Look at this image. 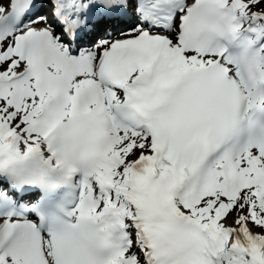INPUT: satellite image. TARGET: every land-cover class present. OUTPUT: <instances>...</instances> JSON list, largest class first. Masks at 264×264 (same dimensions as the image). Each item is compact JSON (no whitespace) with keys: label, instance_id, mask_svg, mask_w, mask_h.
<instances>
[{"label":"snow or ice","instance_id":"1","mask_svg":"<svg viewBox=\"0 0 264 264\" xmlns=\"http://www.w3.org/2000/svg\"><path fill=\"white\" fill-rule=\"evenodd\" d=\"M0 264H264V0H0Z\"/></svg>","mask_w":264,"mask_h":264},{"label":"bare ground","instance_id":"2","mask_svg":"<svg viewBox=\"0 0 264 264\" xmlns=\"http://www.w3.org/2000/svg\"><path fill=\"white\" fill-rule=\"evenodd\" d=\"M110 29H106V30H97L96 31V36L98 37V40H102L103 38H105V36H107V34L110 32Z\"/></svg>","mask_w":264,"mask_h":264}]
</instances>
